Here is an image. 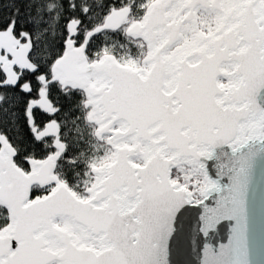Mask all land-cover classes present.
Masks as SVG:
<instances>
[{
  "label": "snow or ice",
  "instance_id": "snow-or-ice-1",
  "mask_svg": "<svg viewBox=\"0 0 264 264\" xmlns=\"http://www.w3.org/2000/svg\"><path fill=\"white\" fill-rule=\"evenodd\" d=\"M194 209L264 264V0H0V264H183Z\"/></svg>",
  "mask_w": 264,
  "mask_h": 264
},
{
  "label": "water",
  "instance_id": "water-1",
  "mask_svg": "<svg viewBox=\"0 0 264 264\" xmlns=\"http://www.w3.org/2000/svg\"><path fill=\"white\" fill-rule=\"evenodd\" d=\"M197 218L198 212L194 209L185 220L183 225L184 238L181 242L182 251L177 257L183 264H199L200 257L197 255ZM228 235L227 226H222L219 229L217 237L213 238L211 242L219 243L226 242Z\"/></svg>",
  "mask_w": 264,
  "mask_h": 264
},
{
  "label": "trees",
  "instance_id": "trees-1",
  "mask_svg": "<svg viewBox=\"0 0 264 264\" xmlns=\"http://www.w3.org/2000/svg\"><path fill=\"white\" fill-rule=\"evenodd\" d=\"M47 117L42 115V114H38V120H46ZM16 129L18 131L23 132L25 135L28 134V129L27 126L24 124L23 120H21L20 124L16 125Z\"/></svg>",
  "mask_w": 264,
  "mask_h": 264
}]
</instances>
